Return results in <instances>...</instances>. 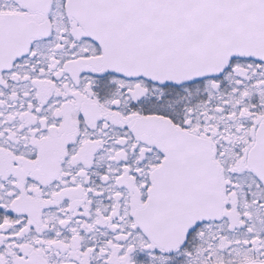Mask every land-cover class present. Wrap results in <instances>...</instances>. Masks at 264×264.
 Listing matches in <instances>:
<instances>
[{
  "label": "snow or ice",
  "instance_id": "1",
  "mask_svg": "<svg viewBox=\"0 0 264 264\" xmlns=\"http://www.w3.org/2000/svg\"><path fill=\"white\" fill-rule=\"evenodd\" d=\"M0 264H264V0H0Z\"/></svg>",
  "mask_w": 264,
  "mask_h": 264
}]
</instances>
